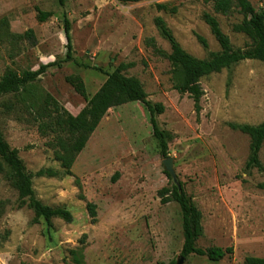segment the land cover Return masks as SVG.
<instances>
[{
    "label": "rangeland",
    "instance_id": "374dc122",
    "mask_svg": "<svg viewBox=\"0 0 264 264\" xmlns=\"http://www.w3.org/2000/svg\"><path fill=\"white\" fill-rule=\"evenodd\" d=\"M65 2L0 0V80L8 70L22 74L65 59L66 18L72 26L76 62L52 67L26 91L0 98V130L19 151L27 172L62 171L53 136L39 132L33 101L43 104L49 94L77 116L107 74L122 64L129 66L126 76L142 83L149 101L165 106L158 123L170 136V154L162 156L142 103L109 111L70 176L33 178L36 199L69 210L71 224L37 221L30 208L19 207L17 191L0 175V230L9 233L0 244V264H75V251L83 252L84 264L177 263L185 238L176 184L164 166L167 159L173 160L179 182L203 214L204 237L198 247L234 249L220 262L191 256L184 264H245L249 257L264 258V170H246L250 138L230 127L264 122V63L244 61L203 78L200 96L180 95L170 62L147 44L154 38L159 48L171 53L154 23L162 17L189 54L207 60L221 47L204 16L218 19L235 49L252 44L234 31L244 16L238 9L217 14L205 0ZM250 2L264 12V0ZM159 5L168 9L159 10ZM40 12L52 16L40 22ZM29 30L32 39L25 36ZM198 36L207 40L208 49ZM71 76L81 77L88 100L68 83ZM260 161L264 168V145Z\"/></svg>",
    "mask_w": 264,
    "mask_h": 264
},
{
    "label": "trees",
    "instance_id": "16d2710c",
    "mask_svg": "<svg viewBox=\"0 0 264 264\" xmlns=\"http://www.w3.org/2000/svg\"><path fill=\"white\" fill-rule=\"evenodd\" d=\"M123 4L140 3L147 0H117ZM61 6H65V0H59ZM211 3L217 14L228 15L234 9H238L244 16V20L234 26V31L246 35L252 42L244 49H235L230 38L222 31L218 19L211 15L204 16L205 23L209 26L212 34L221 47L218 53H212L207 60L198 59L189 54L174 36L167 22L162 17H157L154 21L161 37L171 46V53L158 47L154 38L147 39V44L154 49V53L167 59L175 74L177 82L175 90L180 95L200 96L202 94L201 80L212 74L221 73L234 66L249 60H256L264 63V12H258L250 0H205ZM159 10H167V6L159 5ZM172 13L176 9L171 10ZM52 15L50 13H39V21L45 22ZM72 26L70 21L65 20V35L67 39V54L63 60H57L49 65H42L37 71H25L18 74L13 70H8L0 80V98L7 95L20 94L28 87L37 82L52 67H62L65 63L76 62L72 44ZM29 39L34 37L32 30L27 31ZM199 43L208 49V42L203 37H197ZM90 68L89 66H85ZM128 65H120L113 73L107 74V80L100 90L88 100L85 83L79 76L67 78L75 91L88 100L86 107L74 116L62 108L57 100L46 94L43 104L33 101L31 108L35 112L38 129L42 136H53L51 143L55 150V160L60 163L62 171L53 168L41 169L36 174L28 173L24 162L19 156L17 149H12L0 130V175H3L17 191L19 196V207L27 206L36 216V220H45L51 224L54 219H61L68 224L73 223L72 213L63 208H51L36 199L33 178H63L71 175L73 166L79 155L86 148L90 138L98 129L105 116L117 107L129 103L140 102L144 105L149 114L153 136L157 140L161 154L168 158L170 154L169 134L163 130L158 123V117L165 112V106L161 103H153L148 100V95L142 83L133 77H128L124 72ZM103 72L100 68H95ZM230 127L250 138V156L246 163V170L264 168L260 161V152L264 145V122L260 125H238L230 124ZM168 177L171 176L167 173ZM176 202L182 212L184 246L181 258L188 259L191 256L207 257L212 262H220L234 252L233 248L211 247L202 249L198 247V241L204 237L203 214L198 209L192 198L187 195L183 185L182 191L176 186ZM9 233H2L0 230V244L5 242ZM75 264H84L82 251L73 253ZM28 264V263H21ZM164 264V263H159ZM172 264H177L173 262ZM245 264H264V258L249 257Z\"/></svg>",
    "mask_w": 264,
    "mask_h": 264
},
{
    "label": "water",
    "instance_id": "95a60500",
    "mask_svg": "<svg viewBox=\"0 0 264 264\" xmlns=\"http://www.w3.org/2000/svg\"><path fill=\"white\" fill-rule=\"evenodd\" d=\"M164 166H165V169H166L167 173L174 180V183L176 184V186L179 188L180 191H182V184L179 182V180L177 178V174H176L175 169H174L173 160L172 159L165 160L164 161ZM185 261H186V259L181 258L177 262V264H184Z\"/></svg>",
    "mask_w": 264,
    "mask_h": 264
}]
</instances>
